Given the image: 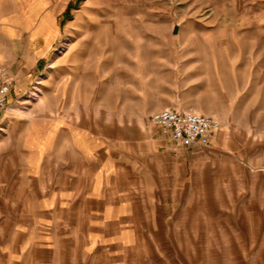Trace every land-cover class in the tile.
Masks as SVG:
<instances>
[{"label":"rangeland","instance_id":"rangeland-1","mask_svg":"<svg viewBox=\"0 0 264 264\" xmlns=\"http://www.w3.org/2000/svg\"><path fill=\"white\" fill-rule=\"evenodd\" d=\"M0 64V264H264V0H0Z\"/></svg>","mask_w":264,"mask_h":264},{"label":"built area","instance_id":"built-area-1","mask_svg":"<svg viewBox=\"0 0 264 264\" xmlns=\"http://www.w3.org/2000/svg\"><path fill=\"white\" fill-rule=\"evenodd\" d=\"M13 83L9 69L0 64V117L6 108ZM150 122L160 128L176 147L190 149L209 146L221 131V124L213 117L173 109L154 112Z\"/></svg>","mask_w":264,"mask_h":264},{"label":"crops","instance_id":"crops-1","mask_svg":"<svg viewBox=\"0 0 264 264\" xmlns=\"http://www.w3.org/2000/svg\"><path fill=\"white\" fill-rule=\"evenodd\" d=\"M74 76H69V77H67V79H70V78H73ZM66 77H64L63 78V80L61 81L62 83L66 80L65 79ZM93 196H94V194H93ZM93 237H89V235L87 236V239H85V243L87 244V245H89L88 243H90V244H93L94 246H93V251H92V253L94 252V250H95V247H96V245L98 244V238L97 239H95L96 237H101V236H99V235H97L96 234V230L98 229V227H96V226H93ZM105 238H106V235H105ZM96 249H98V248H96ZM97 251H100V250H97ZM109 252H111L112 253V250L110 251V250H107V252L105 251V250H103L101 253L103 254V256H106L107 257V259L105 260V264H108V260L109 261H111V259H112V262H109V264H118V262H119V260L118 259H114V257H116L117 255H113V254H110ZM92 253L90 254V256L92 255ZM100 256H98V258H99ZM98 264V263H97ZM104 264V263H103Z\"/></svg>","mask_w":264,"mask_h":264},{"label":"water","instance_id":"water-1","mask_svg":"<svg viewBox=\"0 0 264 264\" xmlns=\"http://www.w3.org/2000/svg\"><path fill=\"white\" fill-rule=\"evenodd\" d=\"M175 33H176V31H175Z\"/></svg>","mask_w":264,"mask_h":264}]
</instances>
